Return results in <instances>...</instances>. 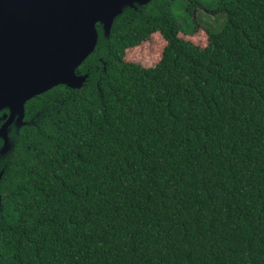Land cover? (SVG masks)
<instances>
[{"label": "trees", "instance_id": "16d2710c", "mask_svg": "<svg viewBox=\"0 0 264 264\" xmlns=\"http://www.w3.org/2000/svg\"><path fill=\"white\" fill-rule=\"evenodd\" d=\"M177 1L117 17L88 85L25 103L0 264H264V0H179L216 32Z\"/></svg>", "mask_w": 264, "mask_h": 264}, {"label": "water", "instance_id": "95a60500", "mask_svg": "<svg viewBox=\"0 0 264 264\" xmlns=\"http://www.w3.org/2000/svg\"><path fill=\"white\" fill-rule=\"evenodd\" d=\"M151 1L0 0V183L20 129L40 115L24 120L25 103L57 86L88 85L78 67L100 36L108 40L117 17Z\"/></svg>", "mask_w": 264, "mask_h": 264}, {"label": "rangeland", "instance_id": "374dc122", "mask_svg": "<svg viewBox=\"0 0 264 264\" xmlns=\"http://www.w3.org/2000/svg\"><path fill=\"white\" fill-rule=\"evenodd\" d=\"M214 0H200V2L204 5H209L213 2ZM182 7V2L181 1H177V3L174 5L173 7V12L175 14V16L180 19L179 22L183 23L184 27L187 28L188 30H191L193 27H195V23L191 22V20L189 18L185 17V13L184 10H181ZM202 12V13H201ZM197 11V12H193V16L191 17L193 19V17L196 16L197 21L196 24L198 26L199 29H204L206 27H209L210 29H212L214 32L218 31L220 29V26L223 22V20L225 19V17L223 16H217L215 12H211V14L207 15L205 14V12L203 11ZM203 24V25H201ZM198 36L200 37V40L198 39L197 42L199 44H202L204 42V36L203 34L199 31ZM156 41H153V43H151L150 45L146 46V48H144L146 54V57L149 58L152 46L158 45L159 43L157 41H159L158 39H155ZM145 61V63L147 65L152 64L151 62H149L148 60H143Z\"/></svg>", "mask_w": 264, "mask_h": 264}, {"label": "flooded vegetation", "instance_id": "af4514ba", "mask_svg": "<svg viewBox=\"0 0 264 264\" xmlns=\"http://www.w3.org/2000/svg\"><path fill=\"white\" fill-rule=\"evenodd\" d=\"M189 3H190V5L192 4L191 1H189ZM197 11H200V12L203 11V12H205V14H207V15L211 14V11H209V10L206 9V8H202L201 6H199L198 4H196L195 7H192V9H191V17L193 16V12H197ZM201 13H202V12H201ZM193 20L195 21V23L198 21L197 18H196V16L193 17ZM198 22H199V21H198ZM201 25H203V24H201Z\"/></svg>", "mask_w": 264, "mask_h": 264}]
</instances>
